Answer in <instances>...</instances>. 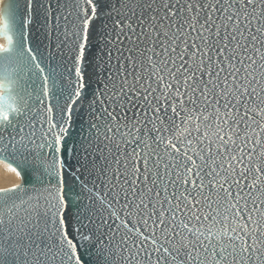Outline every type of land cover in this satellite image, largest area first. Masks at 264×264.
<instances>
[{
  "label": "snow or ice",
  "instance_id": "6c2138e0",
  "mask_svg": "<svg viewBox=\"0 0 264 264\" xmlns=\"http://www.w3.org/2000/svg\"><path fill=\"white\" fill-rule=\"evenodd\" d=\"M0 161V264H264V0H0Z\"/></svg>",
  "mask_w": 264,
  "mask_h": 264
},
{
  "label": "water",
  "instance_id": "95a60500",
  "mask_svg": "<svg viewBox=\"0 0 264 264\" xmlns=\"http://www.w3.org/2000/svg\"><path fill=\"white\" fill-rule=\"evenodd\" d=\"M38 37H40L39 33H35L33 39L36 41V43H39V39H37ZM48 43V41H44V44L46 45ZM92 55L96 54V49L93 48L90 50ZM89 59H91V56L89 57ZM88 71H91V69H88ZM95 87V85H93V88ZM87 131V115L85 113L83 119L81 117H77L76 121L74 123V126L71 130V135L73 138H75L76 140H79L81 138V133ZM71 146V144L69 145ZM21 182L22 183V177H20ZM91 261L90 264H102V260H98V258L96 257V253L95 250H93L91 252ZM85 259H89V256L86 255Z\"/></svg>",
  "mask_w": 264,
  "mask_h": 264
},
{
  "label": "rangeland",
  "instance_id": "374dc122",
  "mask_svg": "<svg viewBox=\"0 0 264 264\" xmlns=\"http://www.w3.org/2000/svg\"><path fill=\"white\" fill-rule=\"evenodd\" d=\"M1 172L7 173V176H2ZM20 182V176L10 171L7 163L0 161V187H11L13 184Z\"/></svg>",
  "mask_w": 264,
  "mask_h": 264
},
{
  "label": "bare ground",
  "instance_id": "6f19581e",
  "mask_svg": "<svg viewBox=\"0 0 264 264\" xmlns=\"http://www.w3.org/2000/svg\"><path fill=\"white\" fill-rule=\"evenodd\" d=\"M2 176H7V173L1 172Z\"/></svg>",
  "mask_w": 264,
  "mask_h": 264
}]
</instances>
